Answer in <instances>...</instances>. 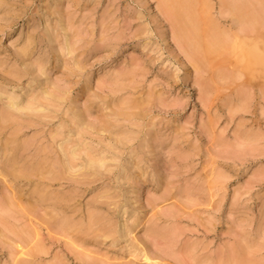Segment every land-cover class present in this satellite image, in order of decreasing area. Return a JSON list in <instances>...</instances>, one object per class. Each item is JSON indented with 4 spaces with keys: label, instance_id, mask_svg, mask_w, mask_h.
<instances>
[{
    "label": "rangeland",
    "instance_id": "obj_1",
    "mask_svg": "<svg viewBox=\"0 0 264 264\" xmlns=\"http://www.w3.org/2000/svg\"><path fill=\"white\" fill-rule=\"evenodd\" d=\"M0 264H264V0H0Z\"/></svg>",
    "mask_w": 264,
    "mask_h": 264
},
{
    "label": "bare ground",
    "instance_id": "obj_2",
    "mask_svg": "<svg viewBox=\"0 0 264 264\" xmlns=\"http://www.w3.org/2000/svg\"><path fill=\"white\" fill-rule=\"evenodd\" d=\"M254 33V31L253 30H249V29H242V31H241V36H242V38L243 39H246V38H249V37H253L252 36V34ZM230 42V41H229ZM232 42V41H231ZM232 44H234V43H231V46H232ZM232 47H234V46H232ZM233 49V48H232ZM246 58H249V59H251V54L250 53H248V56H246ZM249 59H247L248 61H250Z\"/></svg>",
    "mask_w": 264,
    "mask_h": 264
}]
</instances>
